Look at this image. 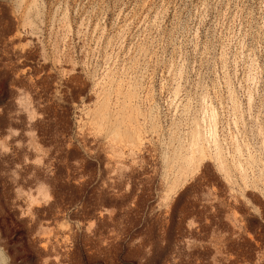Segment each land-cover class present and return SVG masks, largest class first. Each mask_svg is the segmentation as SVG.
<instances>
[{"label": "rangeland", "instance_id": "obj_1", "mask_svg": "<svg viewBox=\"0 0 264 264\" xmlns=\"http://www.w3.org/2000/svg\"><path fill=\"white\" fill-rule=\"evenodd\" d=\"M0 264H264V0H0Z\"/></svg>", "mask_w": 264, "mask_h": 264}]
</instances>
